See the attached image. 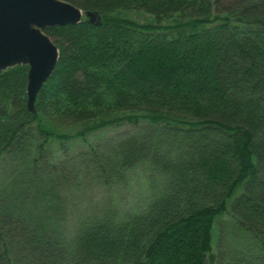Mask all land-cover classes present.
<instances>
[{
    "label": "trees",
    "instance_id": "1",
    "mask_svg": "<svg viewBox=\"0 0 264 264\" xmlns=\"http://www.w3.org/2000/svg\"><path fill=\"white\" fill-rule=\"evenodd\" d=\"M67 1L102 23L45 30L59 59L35 111L29 67L0 70V264H264V0ZM123 127L76 154L106 183L145 165L163 185L68 238L58 154ZM226 216L256 254L215 249Z\"/></svg>",
    "mask_w": 264,
    "mask_h": 264
},
{
    "label": "rangeland",
    "instance_id": "2",
    "mask_svg": "<svg viewBox=\"0 0 264 264\" xmlns=\"http://www.w3.org/2000/svg\"><path fill=\"white\" fill-rule=\"evenodd\" d=\"M129 16L146 21L150 15L132 11ZM127 128H108L90 136L88 143L78 141L71 149L72 154H58L64 161L63 173L68 174V180L61 178L58 185L65 190L54 209V216L68 238L75 234L80 223L86 219L103 217L113 214L124 219L133 213L141 212L150 201V196L156 187H162V177L145 165L138 166L126 173L121 179L109 183L99 179L94 173V167H87V161L80 151L89 146L100 145L116 137ZM225 228L220 230L219 224ZM214 229L215 249H220L225 255L256 254L258 246L248 233L241 230L231 217H224ZM254 250V251H253ZM255 252V253H254Z\"/></svg>",
    "mask_w": 264,
    "mask_h": 264
},
{
    "label": "water",
    "instance_id": "3",
    "mask_svg": "<svg viewBox=\"0 0 264 264\" xmlns=\"http://www.w3.org/2000/svg\"><path fill=\"white\" fill-rule=\"evenodd\" d=\"M86 17L100 25L98 11L84 10L67 0H0V70L27 65L28 108L52 75L59 49L45 32L49 27L77 24Z\"/></svg>",
    "mask_w": 264,
    "mask_h": 264
}]
</instances>
